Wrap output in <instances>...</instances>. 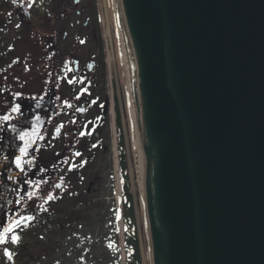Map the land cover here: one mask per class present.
<instances>
[{
    "label": "water",
    "instance_id": "obj_1",
    "mask_svg": "<svg viewBox=\"0 0 264 264\" xmlns=\"http://www.w3.org/2000/svg\"><path fill=\"white\" fill-rule=\"evenodd\" d=\"M119 5L152 264H264V0ZM54 113L49 99L29 101L11 128L35 124L40 136ZM39 136L23 170L20 139L2 162L0 230L30 196L24 169Z\"/></svg>",
    "mask_w": 264,
    "mask_h": 264
},
{
    "label": "flooded vegetation",
    "instance_id": "obj_2",
    "mask_svg": "<svg viewBox=\"0 0 264 264\" xmlns=\"http://www.w3.org/2000/svg\"><path fill=\"white\" fill-rule=\"evenodd\" d=\"M87 12L85 0H0V117H11L0 119V176L19 141L11 123L24 105L49 99L55 108L24 169L31 193L22 209L33 221L53 218L108 189L113 140L122 182L123 122L114 95L111 103L104 88L101 49ZM17 104L20 111L12 112Z\"/></svg>",
    "mask_w": 264,
    "mask_h": 264
},
{
    "label": "rangeland",
    "instance_id": "obj_3",
    "mask_svg": "<svg viewBox=\"0 0 264 264\" xmlns=\"http://www.w3.org/2000/svg\"><path fill=\"white\" fill-rule=\"evenodd\" d=\"M85 1L88 9L87 15L94 18L92 28L96 31L97 49L99 46L101 49L104 88L111 103L114 95L123 122L127 148L128 180L131 185L139 227L141 262L142 264H152L148 231L145 232L146 246H144L142 236L141 226L143 222L146 229L147 210L142 190L140 153L138 155L140 161L137 160L138 156L136 155L133 118L130 112L132 95L128 92L125 79L126 69L123 64V52L117 24L116 0ZM109 40L113 46L111 56L107 54V50L110 51ZM110 122H112L113 132L114 113H112ZM114 147L113 140L111 184L108 189L93 198H87L77 207L62 208L63 212L53 218L37 219V221L29 222L27 228L23 226L15 228L14 232L19 235L20 240L17 243H12V234L9 233L8 243L0 245V264H118V261L120 264H128L127 252L124 249L128 228L124 221L123 203L122 207L120 206V195H123L124 187L118 179L120 166ZM26 209H22L15 219L20 216H29ZM111 243H118L117 249ZM5 247L12 252V260L4 255ZM85 253L89 254L88 261L81 258V254Z\"/></svg>",
    "mask_w": 264,
    "mask_h": 264
},
{
    "label": "trees",
    "instance_id": "obj_4",
    "mask_svg": "<svg viewBox=\"0 0 264 264\" xmlns=\"http://www.w3.org/2000/svg\"><path fill=\"white\" fill-rule=\"evenodd\" d=\"M121 145H122V181L124 186V193H123V205H124V221L127 225L128 232L125 236V249L128 256V264H142L141 262V256H140V244H139V227L137 225V216L135 213V205H134V199L133 195L131 193V185L128 182V165L125 160V152H124V141L123 138H121ZM142 236L144 241V246L147 245V238H146V229L145 225L142 222ZM88 235V234H87ZM114 247H118V243H111ZM146 250V249H145ZM81 258L85 259L86 261L89 260V254H81ZM118 264L119 261H118Z\"/></svg>",
    "mask_w": 264,
    "mask_h": 264
},
{
    "label": "snow or ice",
    "instance_id": "obj_5",
    "mask_svg": "<svg viewBox=\"0 0 264 264\" xmlns=\"http://www.w3.org/2000/svg\"><path fill=\"white\" fill-rule=\"evenodd\" d=\"M72 81H69L71 83ZM77 99H79V95L77 96ZM65 104H69L68 101L64 102ZM70 106V105H69ZM84 109H80V111H83ZM12 112H19L20 111V105H15L11 109ZM0 119L4 121H8L11 119L9 115H4L0 117ZM37 122L39 121V117L36 118ZM15 125H12L13 130H15ZM62 127V126H61ZM57 132H59V127L56 129ZM84 133H81L83 135ZM39 136V129L34 124L31 130L25 129L23 131L19 132V139L21 141H24V146L19 149L20 155H17L15 157V164L18 168H21L23 170V157L28 154V149L32 146V144L35 142L37 137ZM40 139H43L42 136H39ZM75 155L80 156L81 153L76 152ZM74 167V166H73ZM59 187V185H57ZM54 197L49 195L48 199L51 200ZM35 219L34 216H20L18 219H11L10 222L0 230V245H5L8 243L9 239V233H11V242L17 243L20 240L19 235H17L14 232L15 228L18 227H25L27 228L29 226V222L33 221ZM4 255L9 259L12 260L13 254L9 251L7 247L4 248Z\"/></svg>",
    "mask_w": 264,
    "mask_h": 264
},
{
    "label": "bare ground",
    "instance_id": "obj_6",
    "mask_svg": "<svg viewBox=\"0 0 264 264\" xmlns=\"http://www.w3.org/2000/svg\"><path fill=\"white\" fill-rule=\"evenodd\" d=\"M115 4H116L117 24L119 27L121 48H122V52H123V54H122L123 55V64H124L125 69H126L125 79H126V83H127L128 92L132 95V99H131V103H130V108H131L130 112H131V115L133 118L134 139H135V144H136V148H137V152H136L137 154L136 155L138 156L140 153L141 161L139 159V156H138L137 160L139 159L140 164H141L140 165V167H141L140 171H141V175H142V190H143L144 200H146L145 176H144V167H143V152H142V143H141V136H140L138 107H137L136 95H135V90H134V84H133L128 48H127L124 30H123V23H122L119 0H116ZM131 126H132V124H131ZM145 206H146V202H145ZM147 226L149 227L148 216H147ZM148 232H149V228H148ZM149 236H150V233H149ZM150 255H151V252H150ZM151 261H152V259H151Z\"/></svg>",
    "mask_w": 264,
    "mask_h": 264
}]
</instances>
